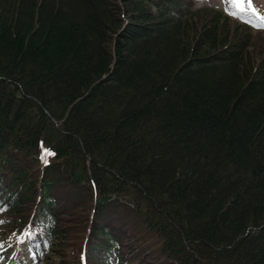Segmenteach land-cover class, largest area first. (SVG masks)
Wrapping results in <instances>:
<instances>
[{"label":"trees","instance_id":"obj_1","mask_svg":"<svg viewBox=\"0 0 264 264\" xmlns=\"http://www.w3.org/2000/svg\"><path fill=\"white\" fill-rule=\"evenodd\" d=\"M259 32L206 0H0V256L264 264Z\"/></svg>","mask_w":264,"mask_h":264},{"label":"rangeland","instance_id":"obj_2","mask_svg":"<svg viewBox=\"0 0 264 264\" xmlns=\"http://www.w3.org/2000/svg\"><path fill=\"white\" fill-rule=\"evenodd\" d=\"M213 2H214V4L222 5L224 3V0H213ZM256 4H257L259 11L262 14H264V0H257ZM232 23H234V22H232ZM234 25H235V23H234ZM253 40L257 44L256 46H259V45L264 46V32L253 33ZM74 216H75L76 221L81 220V222H83L86 214L84 212L78 210L74 213ZM80 224L76 227V229H78V230L82 229ZM71 225H74V223H71ZM67 228H69V227H67ZM93 241H96V240H93ZM67 245H70V243H67ZM103 251H104L103 247L99 246L97 241H96V242H93L92 244H90V246L86 248V256L88 258H90L92 261L97 262L98 264H102L100 259H105V258L111 257L109 253H102ZM69 257H70V259H69ZM67 258L69 259L68 263L69 262H71V263L78 262L79 263V261H80L79 257L72 252V249L69 250V254L67 255ZM20 259H21L22 263L11 262L10 264H50V261L47 262V261L43 260V258H41L39 255L33 254L29 249L25 250L24 255H21ZM58 259H60L58 256L56 257V256H53V254L51 255V260L58 261ZM63 259H65V258H63ZM82 263H83V261H82ZM0 264H5V263L0 261Z\"/></svg>","mask_w":264,"mask_h":264},{"label":"snow or ice","instance_id":"obj_3","mask_svg":"<svg viewBox=\"0 0 264 264\" xmlns=\"http://www.w3.org/2000/svg\"><path fill=\"white\" fill-rule=\"evenodd\" d=\"M233 3L234 7L237 9L238 12L242 13L244 11V8L242 7L243 0H231ZM249 6H250V0H248ZM236 14V13H234ZM257 27H264V20H262L260 25H257ZM51 155V153H48Z\"/></svg>","mask_w":264,"mask_h":264}]
</instances>
